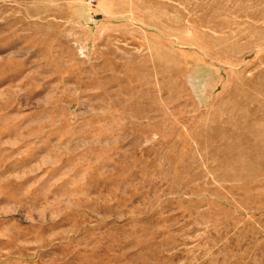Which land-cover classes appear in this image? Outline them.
Returning <instances> with one entry per match:
<instances>
[{
	"label": "rangeland",
	"instance_id": "1",
	"mask_svg": "<svg viewBox=\"0 0 264 264\" xmlns=\"http://www.w3.org/2000/svg\"><path fill=\"white\" fill-rule=\"evenodd\" d=\"M0 264H264V0H0Z\"/></svg>",
	"mask_w": 264,
	"mask_h": 264
}]
</instances>
